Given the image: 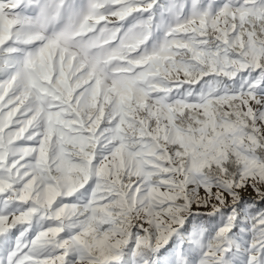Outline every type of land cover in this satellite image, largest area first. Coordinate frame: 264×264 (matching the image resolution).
Instances as JSON below:
<instances>
[{
    "label": "snow or ice",
    "instance_id": "obj_1",
    "mask_svg": "<svg viewBox=\"0 0 264 264\" xmlns=\"http://www.w3.org/2000/svg\"><path fill=\"white\" fill-rule=\"evenodd\" d=\"M0 264H264V0H0Z\"/></svg>",
    "mask_w": 264,
    "mask_h": 264
},
{
    "label": "rangeland",
    "instance_id": "obj_2",
    "mask_svg": "<svg viewBox=\"0 0 264 264\" xmlns=\"http://www.w3.org/2000/svg\"><path fill=\"white\" fill-rule=\"evenodd\" d=\"M242 195H244L245 197H248L249 195H254V194H252V193H251V190H249L248 193H242Z\"/></svg>",
    "mask_w": 264,
    "mask_h": 264
}]
</instances>
